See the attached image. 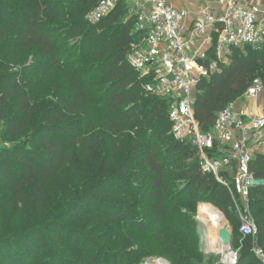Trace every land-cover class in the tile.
<instances>
[{"label":"trees","instance_id":"16d2710c","mask_svg":"<svg viewBox=\"0 0 264 264\" xmlns=\"http://www.w3.org/2000/svg\"><path fill=\"white\" fill-rule=\"evenodd\" d=\"M98 1L0 0V50H31L35 58L23 73L6 68L0 75L1 130L18 134L36 121L31 114L40 94L30 83L41 81L40 75L61 73L65 91L57 108L52 109L48 102L46 120L33 130L41 138L44 153L37 163L21 158L23 172L14 180L17 203L25 198L20 191L31 186L41 206L49 181L68 167V149L92 141L97 152L112 149L118 153L113 168L104 170L88 187L102 205L103 210L97 213L114 221L110 247L117 262L113 264H134L156 247L170 259L159 257L172 264H201L195 241L178 231L192 224L191 212L199 202L210 199L223 207L231 225V242L236 230L243 238L259 242L264 252V152H258L251 163L257 184L250 192V207L258 234L255 238L244 237L227 187L214 174L202 170L196 147L172 134L170 101L147 94L143 80L127 61L137 39L134 19L127 16L128 3L121 0L112 13L93 25L86 14ZM74 38H78L74 46L63 45ZM257 77L264 82V43L235 48L230 62L199 84L195 114L201 130L210 132L218 113L239 100ZM158 137L165 141L164 149L157 144ZM21 150L19 142L10 141L9 146H0V158L5 154L20 156ZM219 150L216 144L210 155L222 156V146ZM103 159L108 160L107 154ZM11 170V163L0 159V179ZM220 176L232 179L227 170H222ZM105 186L111 187L107 191L118 197V202L105 197ZM193 190L197 192L190 195ZM126 196L137 204L124 202ZM84 203L80 197L71 207L77 212ZM209 207L203 205L200 210ZM137 208L143 210V216H132L130 210ZM165 232H169L166 237L162 234ZM23 234L17 240L29 235ZM174 236L179 237L176 242ZM134 242L138 248L129 252ZM79 253L75 251L91 263L87 252ZM251 255L249 250L242 252L236 264H245Z\"/></svg>","mask_w":264,"mask_h":264},{"label":"built area","instance_id":"2783aa9c","mask_svg":"<svg viewBox=\"0 0 264 264\" xmlns=\"http://www.w3.org/2000/svg\"><path fill=\"white\" fill-rule=\"evenodd\" d=\"M121 0H99L86 14L97 24L112 13ZM134 19L137 39L127 55L130 66L143 80L144 91L170 101L172 134L189 141L199 151L202 170L224 184L240 220L244 237L255 238L258 225L250 207V192L257 184L251 163L264 152V82L257 77L243 96L218 113L213 129L203 132L195 114L199 84L228 64L235 48L264 43V6L247 0H210L188 22L190 11L172 0H126ZM216 5V6H215ZM255 102L253 114L247 104ZM224 153L210 155L215 145ZM222 170L232 179H223ZM264 261L263 250H257ZM234 263L237 253L232 251ZM141 264H172L164 257Z\"/></svg>","mask_w":264,"mask_h":264},{"label":"rangeland","instance_id":"374dc122","mask_svg":"<svg viewBox=\"0 0 264 264\" xmlns=\"http://www.w3.org/2000/svg\"><path fill=\"white\" fill-rule=\"evenodd\" d=\"M172 1L185 5L190 4V0ZM208 1L210 0H207L206 3ZM127 14L129 16V10ZM76 41L78 38L69 39L63 42V45L74 46ZM77 48L78 45L76 44L75 52H77ZM33 54L34 51L31 50L18 52L3 47L0 50V75L6 68L13 71L20 70L23 73L24 68L35 60ZM40 77L39 80L41 81L35 80L30 83L34 90L39 89L37 93L40 94L31 114L36 121L18 134L9 135L0 128V146H9L10 141L19 142L22 146L20 156L13 157L12 154L9 156L5 154L1 155L0 158L10 162L12 168L7 177L2 176L3 180L0 179V264H113L117 262L113 258L115 251L110 247V238L112 237L110 233L114 221L97 213V211L103 210L102 205L99 204L97 195L92 193L88 187L93 180L101 176L104 170L108 172L113 168L118 157L116 151L110 149L108 152H97L92 141L82 143L79 146H72L68 149V167L64 169L63 174L55 176L49 181L46 188V198L41 206L36 202L35 191L31 186L20 191L25 195L23 202L17 203L15 199V185L17 183L14 180L15 178L18 179V174L23 172V166L20 164V161H23L21 158H28V162L32 160L37 163L39 156L44 153L41 138L34 135L33 130L39 122L46 120L48 102L52 109L57 108L59 106L58 100L61 101V96L65 93L61 73L54 72L40 75ZM49 113H52L51 109ZM155 140L164 149L165 141L160 137ZM168 142L172 143L173 141L169 139ZM104 153L107 154L108 160L103 159ZM108 188L111 187L105 186L102 193L107 194L106 198L118 202L120 199L107 191ZM195 192L197 191L193 190L189 194L192 195ZM80 197L84 198L85 203L78 208L77 212L79 213H77L71 205L74 200ZM124 202L133 206L137 204L128 196L124 198ZM203 205L211 207L200 210ZM211 210L220 213L231 230L230 222L225 216L223 207L214 199H210L207 202L200 201L195 211L191 212L192 224L179 227L180 231H178V234L184 232L187 237L190 236L191 240L195 241L194 247H197L201 254L200 263L236 264L239 255L249 250L252 255L245 264H263L261 254L257 251L262 249L260 243L252 238H243L236 230L230 247L232 251L237 253V260L234 263L223 262L226 261L224 254L216 250L218 247H214L210 241L208 220ZM130 212L132 216H143V210L140 208L131 209ZM23 233L29 235L24 239L17 240V236ZM162 234L166 237L169 232ZM23 236L25 235L23 234ZM174 239L176 242L179 237L174 236ZM243 240H247L248 243H243ZM176 244L179 245V243ZM182 245L188 247L187 243H181ZM137 248L138 243H135L129 246L128 251L132 252ZM82 249L84 250L82 251ZM75 251L77 253L87 252L86 255L90 257L91 263L76 255ZM142 256L135 263L152 260L159 256L170 259L158 252L157 247L148 255Z\"/></svg>","mask_w":264,"mask_h":264},{"label":"bare ground","instance_id":"6f19581e","mask_svg":"<svg viewBox=\"0 0 264 264\" xmlns=\"http://www.w3.org/2000/svg\"><path fill=\"white\" fill-rule=\"evenodd\" d=\"M209 235H210V241L214 247H218L216 250L219 252H222L225 256V259L227 261L232 259V252L229 246L223 245V243L220 241L219 232L220 229L224 226H227V222L224 219V217L218 213L215 210H211L209 212Z\"/></svg>","mask_w":264,"mask_h":264},{"label":"crops","instance_id":"0c3cea01","mask_svg":"<svg viewBox=\"0 0 264 264\" xmlns=\"http://www.w3.org/2000/svg\"><path fill=\"white\" fill-rule=\"evenodd\" d=\"M179 1V0H177ZM207 0H190V4L189 5H185L184 3H173L178 6V7H184L186 9H188L190 11V15L189 18L187 19L188 22H192L193 18L196 16V14L200 11V9L205 5ZM249 2L252 3H256V4H260L264 6V0H247ZM216 6V5H215ZM264 100V96H260L259 100H258V105L260 106L262 101ZM255 102L254 101H250L247 104V108H246V112L248 114H253L255 111Z\"/></svg>","mask_w":264,"mask_h":264},{"label":"water","instance_id":"95a60500","mask_svg":"<svg viewBox=\"0 0 264 264\" xmlns=\"http://www.w3.org/2000/svg\"><path fill=\"white\" fill-rule=\"evenodd\" d=\"M231 230L229 229L228 226H224L220 229L219 232V237H220V241L223 243V245L225 246H229L231 245ZM231 249V247H230Z\"/></svg>","mask_w":264,"mask_h":264}]
</instances>
